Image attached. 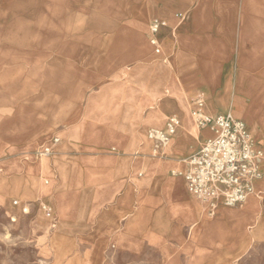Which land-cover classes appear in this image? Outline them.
I'll list each match as a JSON object with an SVG mask.
<instances>
[{"label":"crops","instance_id":"1","mask_svg":"<svg viewBox=\"0 0 264 264\" xmlns=\"http://www.w3.org/2000/svg\"><path fill=\"white\" fill-rule=\"evenodd\" d=\"M153 21L163 24L160 55L149 42ZM123 24L106 52L121 59L103 75L97 62L70 79L56 131L20 136L12 119L4 128L0 111V203L8 176L14 190L34 182L58 220L56 262L74 252V240L87 247L82 264L85 256L93 264H234L263 232L255 221L264 211V158L255 194L214 216L183 174L212 136L192 120L197 96L204 114L243 121L264 152V0H140ZM173 116L176 133L154 154L147 131ZM43 146L52 150L46 159L23 158ZM42 178L49 185L39 186Z\"/></svg>","mask_w":264,"mask_h":264},{"label":"rangeland","instance_id":"2","mask_svg":"<svg viewBox=\"0 0 264 264\" xmlns=\"http://www.w3.org/2000/svg\"><path fill=\"white\" fill-rule=\"evenodd\" d=\"M139 1L0 0V111L4 128L10 131L12 119L20 136L49 125L56 131L59 95L73 90L70 79L92 63L98 62L103 75L121 59L118 54L106 53L113 46L108 44L109 37L123 31L124 21ZM116 41L120 43V37ZM45 148L49 146L24 154L23 158L46 159L42 154ZM3 182L0 264H82L80 254L86 253L87 247L76 246L74 240V252L79 256L72 252L55 261L50 238L58 220L50 201L36 195L34 182H22L17 190L11 189L10 176ZM47 183L49 180L42 178L37 184ZM46 203L53 219H48L41 209ZM8 205L18 208V213ZM24 207L27 213L22 211ZM255 222L263 228L262 235L258 241L248 238L247 252L234 264H264L261 208ZM83 262L93 264L87 256Z\"/></svg>","mask_w":264,"mask_h":264},{"label":"built area","instance_id":"3","mask_svg":"<svg viewBox=\"0 0 264 264\" xmlns=\"http://www.w3.org/2000/svg\"><path fill=\"white\" fill-rule=\"evenodd\" d=\"M162 25L153 21L149 27V42L157 55L161 54L157 34ZM193 105L191 117L194 124L198 128H207L212 136L187 159L188 169L183 179L188 193L205 204L209 216H214L219 207L241 206L255 194V185L262 180L258 164L264 158V152L255 147V141L243 121L230 115L204 114L201 96L193 100ZM178 126L179 120L173 116L163 129L147 131L154 154L169 144ZM57 142L53 139L54 144ZM42 154L51 155L52 150L45 148ZM41 209L47 218L52 217L50 206L43 204ZM22 211L27 213L28 210L24 207Z\"/></svg>","mask_w":264,"mask_h":264}]
</instances>
